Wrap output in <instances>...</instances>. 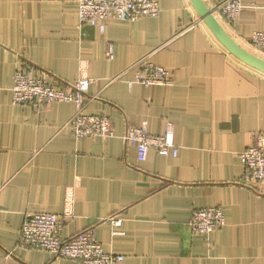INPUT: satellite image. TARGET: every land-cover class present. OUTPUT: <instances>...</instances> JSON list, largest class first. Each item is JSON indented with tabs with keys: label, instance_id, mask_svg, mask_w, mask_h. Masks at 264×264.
<instances>
[{
	"label": "crops",
	"instance_id": "obj_1",
	"mask_svg": "<svg viewBox=\"0 0 264 264\" xmlns=\"http://www.w3.org/2000/svg\"><path fill=\"white\" fill-rule=\"evenodd\" d=\"M203 1L215 11L225 0ZM78 2L0 0V264H80L22 248L27 213L56 215L65 240L94 230L119 264H264V185L246 183L239 157L264 140V74L235 59L189 0H159L158 17L111 21L105 33L80 25ZM222 22L250 51L264 0H242L239 18ZM141 61L166 68L172 85L130 87ZM18 70L60 89L90 79L85 112L109 118L115 137L76 139L70 103L14 105ZM167 123L178 155L151 149L141 162L123 135L162 136ZM211 207L226 225L192 233L193 214Z\"/></svg>",
	"mask_w": 264,
	"mask_h": 264
},
{
	"label": "built area",
	"instance_id": "obj_2",
	"mask_svg": "<svg viewBox=\"0 0 264 264\" xmlns=\"http://www.w3.org/2000/svg\"><path fill=\"white\" fill-rule=\"evenodd\" d=\"M242 12V0H225L213 13L227 23L235 22ZM160 14L159 0H79L78 18L81 26L98 28L105 33L111 21L136 22L144 18H155ZM251 44L264 52V32L254 33ZM113 59V51L107 53ZM135 69L134 79L128 85L170 86V72L148 61H141L131 67ZM92 81L82 78L69 89L57 88L46 80L34 76L32 71L18 70L13 77L12 102L14 105L49 107L56 103L75 105L76 114L69 121V127L76 139L115 137L109 118L89 115L85 112L84 100ZM124 140L138 151L141 162L146 161L149 151L159 155H178L173 125L167 123L162 136H152L145 126L129 128ZM244 167L247 184L264 185V140L257 138L255 144L239 154ZM113 226H121L120 219H111ZM194 234H209L221 230L226 219L221 208L211 207L195 212L190 220ZM63 224L56 215L49 213H27L22 226L20 245L24 249L46 251L56 258L78 261L80 264H119L124 258L106 253L97 240L94 230L78 233L70 240L62 237Z\"/></svg>",
	"mask_w": 264,
	"mask_h": 264
},
{
	"label": "water",
	"instance_id": "obj_3",
	"mask_svg": "<svg viewBox=\"0 0 264 264\" xmlns=\"http://www.w3.org/2000/svg\"><path fill=\"white\" fill-rule=\"evenodd\" d=\"M198 16L205 22L223 47L236 59L264 74V59L248 51L236 42L203 0H189Z\"/></svg>",
	"mask_w": 264,
	"mask_h": 264
},
{
	"label": "rangeland",
	"instance_id": "obj_4",
	"mask_svg": "<svg viewBox=\"0 0 264 264\" xmlns=\"http://www.w3.org/2000/svg\"><path fill=\"white\" fill-rule=\"evenodd\" d=\"M213 12V11H212ZM197 14V13H196ZM215 15V14H214ZM197 16H198V14H197ZM216 17H217V19L221 22V24H223V22H222V18L219 16V15H215ZM199 17V16H198ZM199 19H200V21H201V23H202V25L205 27L206 25H205V23H204V21L199 17ZM209 30V29H208ZM210 32V31H209ZM211 33V32H210ZM212 34V33H211ZM213 35V34H212ZM214 36V35H213ZM248 49L250 50V52H252L253 54H255V55H257V56H259V57H261V58H263L264 59V54L263 53H260L259 51H257V49H255V48H253V47H248ZM233 56V55H232ZM234 57V56H233ZM235 58V57H234ZM236 59V58H235Z\"/></svg>",
	"mask_w": 264,
	"mask_h": 264
},
{
	"label": "bare ground",
	"instance_id": "obj_5",
	"mask_svg": "<svg viewBox=\"0 0 264 264\" xmlns=\"http://www.w3.org/2000/svg\"><path fill=\"white\" fill-rule=\"evenodd\" d=\"M205 23V22H204Z\"/></svg>",
	"mask_w": 264,
	"mask_h": 264
}]
</instances>
